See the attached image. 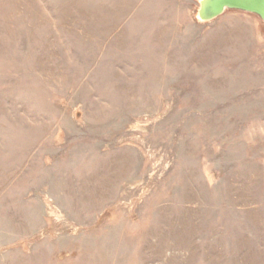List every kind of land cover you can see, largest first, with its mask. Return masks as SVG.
<instances>
[{"label":"rangeland","instance_id":"1","mask_svg":"<svg viewBox=\"0 0 264 264\" xmlns=\"http://www.w3.org/2000/svg\"><path fill=\"white\" fill-rule=\"evenodd\" d=\"M199 0H0V264H264V22Z\"/></svg>","mask_w":264,"mask_h":264},{"label":"water","instance_id":"2","mask_svg":"<svg viewBox=\"0 0 264 264\" xmlns=\"http://www.w3.org/2000/svg\"><path fill=\"white\" fill-rule=\"evenodd\" d=\"M196 19L207 23L227 11H239L257 16L264 22V0H199Z\"/></svg>","mask_w":264,"mask_h":264}]
</instances>
